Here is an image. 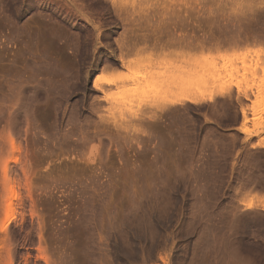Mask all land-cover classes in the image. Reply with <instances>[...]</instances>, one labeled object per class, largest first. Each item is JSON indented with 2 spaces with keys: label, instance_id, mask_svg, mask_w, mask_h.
Instances as JSON below:
<instances>
[{
  "label": "rangeland",
  "instance_id": "obj_1",
  "mask_svg": "<svg viewBox=\"0 0 264 264\" xmlns=\"http://www.w3.org/2000/svg\"><path fill=\"white\" fill-rule=\"evenodd\" d=\"M0 264H264V0H0Z\"/></svg>",
  "mask_w": 264,
  "mask_h": 264
},
{
  "label": "bare ground",
  "instance_id": "obj_2",
  "mask_svg": "<svg viewBox=\"0 0 264 264\" xmlns=\"http://www.w3.org/2000/svg\"><path fill=\"white\" fill-rule=\"evenodd\" d=\"M146 36H148V35H146ZM146 36H145V37H146ZM148 37H149V36H148ZM147 39H148V38H145V40H147ZM156 42H157V41H156ZM158 42H159V41H158ZM156 44H157V43H156ZM165 44H166V43H165ZM162 45H163V44H162ZM162 45H161V46H162ZM164 46H167V45H164ZM162 47H163V46H162ZM123 55H124V52H122V56H123ZM185 68H187V67H185ZM185 68L183 67V68H181L180 70H182V72H183V69L185 70ZM177 69H178V68H177ZM178 70H179V69H178ZM180 70H179V71H180ZM187 70L190 71L189 69H187ZM187 70H186V71H187ZM172 71H173L172 74H174L175 71H174L173 69H172ZM186 71H185V72H186ZM167 72L171 73L170 70L167 71ZM167 72H166V74L163 72L165 75L162 74V76H163V77L166 76L165 78L170 77V79H171V77H172V80H173V79L175 78V75H174V76H173V75H169V73L167 74ZM182 72H180V73H182ZM185 72H183V73H185ZM177 73H178V71L175 72V74H177ZM180 73L177 74L178 76H177L176 78H177V79L180 78L181 81H180V80L177 81V79H175L174 83H176V81H177V82H180V83H183V82H182V79H183V81H188V80H190V74L192 73V71L188 73V74H189V75H188V76H189V79H188V76L186 77V79H188V80L184 79V77L182 78V77H181L182 75L179 76ZM183 73H182V74H183ZM167 75H168V76H167ZM183 75L186 76V75H187V72H186V74H183ZM194 76H195V75H194ZM192 78H193V76H192ZM170 79H169V82L171 81ZM99 82H100V76L98 75V76H96L95 79H94V84H95L97 87H101ZM172 83H173V82H172ZM213 94H214V92L211 91V93H209L208 95L211 97ZM188 97H190V96H187V95L185 96V95H184V96H180L179 99L182 100V99H184V98H188ZM190 98H191V97H190ZM179 99H178V100H179Z\"/></svg>",
  "mask_w": 264,
  "mask_h": 264
}]
</instances>
